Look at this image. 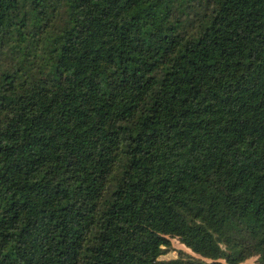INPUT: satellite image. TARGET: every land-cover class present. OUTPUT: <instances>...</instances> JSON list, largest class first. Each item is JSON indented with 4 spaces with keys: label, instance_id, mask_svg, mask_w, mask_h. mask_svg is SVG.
<instances>
[{
    "label": "trees",
    "instance_id": "obj_1",
    "mask_svg": "<svg viewBox=\"0 0 264 264\" xmlns=\"http://www.w3.org/2000/svg\"><path fill=\"white\" fill-rule=\"evenodd\" d=\"M251 259L264 0H0V264Z\"/></svg>",
    "mask_w": 264,
    "mask_h": 264
},
{
    "label": "rangeland",
    "instance_id": "obj_2",
    "mask_svg": "<svg viewBox=\"0 0 264 264\" xmlns=\"http://www.w3.org/2000/svg\"><path fill=\"white\" fill-rule=\"evenodd\" d=\"M170 241L172 244V248L167 255L161 258L162 260L176 259L178 258L180 252L184 253L187 256H191L199 259V256L194 254L190 249H188L185 245H183L179 239H171ZM244 264H255V259L248 260Z\"/></svg>",
    "mask_w": 264,
    "mask_h": 264
},
{
    "label": "water",
    "instance_id": "obj_3",
    "mask_svg": "<svg viewBox=\"0 0 264 264\" xmlns=\"http://www.w3.org/2000/svg\"><path fill=\"white\" fill-rule=\"evenodd\" d=\"M199 258H201V257L199 256Z\"/></svg>",
    "mask_w": 264,
    "mask_h": 264
}]
</instances>
